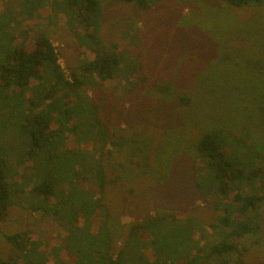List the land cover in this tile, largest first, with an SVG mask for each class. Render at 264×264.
<instances>
[{
    "label": "rangeland",
    "instance_id": "374dc122",
    "mask_svg": "<svg viewBox=\"0 0 264 264\" xmlns=\"http://www.w3.org/2000/svg\"><path fill=\"white\" fill-rule=\"evenodd\" d=\"M98 3L93 26L78 23L65 0H0V65L13 48H31L40 32L55 46L68 80L102 53L119 61L111 78L94 75L81 89L112 142L121 141L101 149L86 137L93 128L89 110H81L83 101L74 94H64L47 65L22 87L11 76L5 83L0 67V157L7 180L27 191L40 174L55 177L57 188L68 194L72 182L67 183V174L80 168L79 151H85L86 161L109 151L104 163L109 182L100 195L114 216V249L133 222L170 212L178 215L176 232L186 228L191 236L188 251L205 255L229 228L219 222L227 212L216 205L218 198L198 185L204 173L195 150L199 136L221 129L222 145L238 166L264 167V0L242 7L225 0H148L144 9L118 0ZM54 86L56 95L44 99ZM46 112L55 135L42 139L44 149L32 150L35 123L30 119ZM68 151H76L74 163L67 160ZM73 183L84 185L81 179ZM242 188L264 193V178L251 179ZM28 198L16 196L7 219L0 221V257L12 254L3 234L27 231L29 243L36 244L28 243L27 249L34 248L52 264L65 235L52 216L27 208ZM56 202L51 199V206ZM223 202L232 205L230 199ZM258 205L248 216L260 224L259 232L232 239L238 252L222 257L227 264L239 259L264 264V200ZM94 219V228L105 223L103 215ZM141 250L152 260L148 244ZM217 260L213 255L204 264Z\"/></svg>",
    "mask_w": 264,
    "mask_h": 264
},
{
    "label": "trees",
    "instance_id": "16d2710c",
    "mask_svg": "<svg viewBox=\"0 0 264 264\" xmlns=\"http://www.w3.org/2000/svg\"><path fill=\"white\" fill-rule=\"evenodd\" d=\"M118 1L133 2L143 9L148 7V0ZM225 1L233 7H242L259 4L262 0ZM65 3L78 23L95 25L99 12L98 0H65ZM1 37L2 34L0 39ZM93 38H96L94 34ZM45 65L53 72L55 82H61L63 85L61 90L64 91V94L66 95L68 92L74 94L78 99L80 98V102L83 101L79 105L81 110H89L91 114L90 123L93 128L86 135L87 139L91 138L100 146V149L104 148L107 142L120 145L121 141L112 142L108 129L99 121L97 112L95 113L94 105H90L85 94L81 92L87 83L86 80L94 75L99 80L111 78L119 65L118 59L113 54L102 53L93 60L81 64L78 69V76L72 73L71 80H68L64 77L58 62L55 46L44 33L40 32L34 37L31 48H13L7 53L5 61L0 65L2 69L1 78L6 83V79L11 76L15 84L22 87L27 85L31 78L39 77L41 68ZM55 88L54 86L46 91L43 98L51 99L55 96L57 92ZM179 99L187 101L184 96H179ZM30 122L35 123L30 138L32 150L37 147L39 150L44 149L42 139L45 137L47 139L53 138L55 135L54 130L49 129L50 113H36L31 117ZM222 134L221 129H208L199 136L195 144V150L204 166V173L199 178L198 185L203 186L205 194L213 192L215 198H218L216 205H220V208L227 212L219 218V222L222 227L229 228L223 232V236L217 242L210 245L205 255L191 254L188 251L193 247V245L190 247L188 245L191 236L187 233L186 228L176 232L177 227L174 221L178 215L170 212H160L155 217L133 222L123 232L117 250L114 249L113 246L117 244L112 233L114 216L101 201L104 187L109 182L106 179L104 163L106 155H109L110 152H103V150L100 151L97 160L91 161H86V153L83 150L79 151L80 161H78L79 157L76 161V151L67 152L69 163L76 161L80 166V168L75 166L76 170L72 168L68 171L67 176H70V180L66 179V181L67 183L72 182L68 194H64V191L57 188L59 179L55 177L46 178L45 175L41 176V174L27 191L22 186L18 188L20 184L10 183L7 180L4 159L0 157V221L7 219L9 208L13 205L16 196L24 198L29 196L26 207L31 211H41L44 215L52 216L65 235L64 241L59 243L57 248V251L63 250L52 264H204V261H208L213 255L217 256L218 260L212 264H227L225 258L222 257L238 252L232 239L247 234H256L260 230V224L252 220L248 216V212L259 206V202L264 200V193H244L242 185L249 183L251 179L264 178V167L255 166L248 169L244 166H238L224 149L221 142L222 137H220ZM235 138H237L235 139L237 142L239 140L242 143L245 142L242 138ZM55 148L58 146L55 145ZM254 154L257 157L261 156L257 152ZM34 172L36 171L34 170ZM77 179L84 181L83 187L73 183ZM97 194H101L100 197ZM51 199L57 200V204L51 206ZM227 199L232 201L231 207L225 206L223 201ZM96 215L98 218L103 215L105 223L98 227L95 225L94 228ZM180 234H182L181 238L176 236ZM2 236L9 244L12 254L7 258L0 257V264H47L42 253H38L34 248L27 249L26 246L30 242L27 231L3 234ZM147 244L152 251V260L150 261L141 250ZM30 245L36 246L34 243ZM176 249H182V253L177 252ZM235 264L243 263L239 259Z\"/></svg>",
    "mask_w": 264,
    "mask_h": 264
}]
</instances>
